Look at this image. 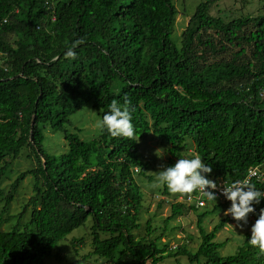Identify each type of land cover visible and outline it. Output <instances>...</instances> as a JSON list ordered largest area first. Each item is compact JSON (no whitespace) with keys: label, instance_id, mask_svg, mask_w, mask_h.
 I'll return each mask as SVG.
<instances>
[{"label":"trees","instance_id":"1","mask_svg":"<svg viewBox=\"0 0 264 264\" xmlns=\"http://www.w3.org/2000/svg\"><path fill=\"white\" fill-rule=\"evenodd\" d=\"M216 1L197 3L175 41L174 0H0V264H38L88 219L91 248L71 264L90 257L101 264L179 257L196 264H264V253L249 243L251 229L233 254L219 256L226 240L214 238L229 218L206 231L203 220L215 207L198 212L178 200L180 193L160 233L153 214L143 224L134 180L152 178L138 154V139L150 133L164 144L166 167L200 157L211 167L208 179L233 183L264 163V4L226 20L210 13ZM78 41L75 59L68 58ZM113 101L132 110V138L99 128L83 139L65 128L87 104L101 121ZM47 125L63 131L62 153L46 150ZM22 150L34 167L4 191L9 161ZM27 175L33 195L18 222L3 230L14 217V191ZM258 204L264 208V198ZM184 209L196 213L197 248H189L183 228L181 244L172 247L166 237L169 221Z\"/></svg>","mask_w":264,"mask_h":264},{"label":"rangeland","instance_id":"2","mask_svg":"<svg viewBox=\"0 0 264 264\" xmlns=\"http://www.w3.org/2000/svg\"><path fill=\"white\" fill-rule=\"evenodd\" d=\"M204 0H174V6L177 9V15L175 17L173 32L171 37L175 40H179L180 33L186 26L190 15L193 14L197 3ZM244 5L241 4L240 0H217L210 9V13L215 16H220L223 19H230L232 17H240L246 14L254 13L258 8L264 4V0H245ZM176 41V40H175ZM100 117L97 111L93 109L89 104L84 105L79 111L74 113L70 117V122L65 124V128L70 132H76L83 139H88L94 136L99 129ZM79 131H78V130ZM45 141L44 145L49 153L58 154L66 150L67 142H65L62 130H52L48 125L45 126L44 132ZM164 144L152 133L147 135L145 138L138 139V154L142 160L147 161L148 168L146 174L152 175L151 180L147 179V176H135L134 180L142 193L143 199V211H142V223L144 224L147 217L153 214V224L158 227L157 233L162 230V221L170 213V203L173 201V196L179 193H170V195H164L162 192L163 185L156 184V176L163 167H166L167 153L164 151ZM24 150L21 151L20 155L12 159L10 162V168L7 171L6 179L3 180L2 189L9 191L11 189V183L16 179L19 172L25 171L29 168L34 167V161L27 157H23ZM264 168V163L262 164ZM33 180L30 175L25 176L18 186L16 187L15 199L11 204L9 213L14 217L7 223L2 225L3 230H8L18 222L17 215L22 210L23 204L33 195ZM164 200L161 207H157L158 202ZM1 204V203H0ZM217 205V207H216ZM210 206L215 207L212 213H209L203 220V226L206 231H210L212 227L219 221L220 218L224 217V209L230 206H222L219 203L211 200ZM27 208L25 214L20 218L24 217L22 221L28 218L30 210ZM203 209H199L198 212ZM196 214V213H195ZM193 211L184 209L182 215L169 221V227L172 228L171 232L166 237L169 238L170 245L175 247L181 244L179 238H183V233L180 232L181 228L184 230V235L189 239V248H197L201 238L198 228L195 224V215ZM22 221L20 224H22ZM91 220H87L84 226L74 229L65 239L57 243V245L50 251V255L43 258L38 264H71L74 260L83 256L91 248L89 244V226ZM246 228L237 225L236 223L229 222L225 227L219 230L214 242L224 244L218 249L219 256H227L233 254L237 247L240 246L244 239V232ZM141 234L144 233L141 230ZM78 239H84V244H77ZM165 238L163 237L162 240ZM59 255L61 259H57ZM102 261V260H101ZM101 261H96L94 257H90L83 262V264H101ZM105 264V263H103ZM162 264H196L189 263L186 259L179 258H168L163 261Z\"/></svg>","mask_w":264,"mask_h":264},{"label":"clouds","instance_id":"3","mask_svg":"<svg viewBox=\"0 0 264 264\" xmlns=\"http://www.w3.org/2000/svg\"><path fill=\"white\" fill-rule=\"evenodd\" d=\"M79 43H83V41H78L73 45V48L68 49L66 53L68 58L75 59L76 53L73 49L78 46ZM98 126L102 132L107 131L112 137L132 138L134 136L132 110L128 106H121L118 102L113 101L109 111L103 115ZM251 168H257L264 172L262 170V164L251 166L248 169ZM248 169L242 179L229 183V185L223 187L222 195L225 199L218 198L215 192L208 190L215 189L218 182L224 181L219 179H208L205 174L211 172V167L203 163L200 157L178 159L174 165L163 167L156 176V184L166 186L168 191L173 194L180 193L178 200L185 204L186 202L180 199L183 197V194L199 191L203 197H206V199H204V206L195 207L194 203L189 205L186 204L187 206L193 205L197 210L203 209L206 205L207 208L210 209L211 200L222 206H230L223 210L224 217L229 218L223 227H225L227 223L232 222V224L236 223L246 228L247 231L251 229L249 243L251 246L259 248V250L264 253V208H260L258 204L261 198H264V188L260 186L264 180L250 178L249 181H242L246 179L245 177L248 174ZM254 205L257 207L259 213L257 217L254 214L256 211Z\"/></svg>","mask_w":264,"mask_h":264},{"label":"built area","instance_id":"4","mask_svg":"<svg viewBox=\"0 0 264 264\" xmlns=\"http://www.w3.org/2000/svg\"><path fill=\"white\" fill-rule=\"evenodd\" d=\"M245 178L246 179H243L242 181L244 180L249 181L250 178L264 180V172H262L260 169H257V168H251V169H248V174ZM216 185L217 187L215 189H208V190L215 192L218 198L225 199L224 196L222 195V189L225 185H229V183H226L224 181V182H218ZM205 198L206 197H203L199 191H196L195 194L193 193L183 194V197L180 199L184 200L187 205L194 203L195 207H201V206H204L205 204V200H204ZM247 223H248V218H247Z\"/></svg>","mask_w":264,"mask_h":264}]
</instances>
